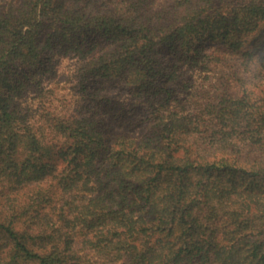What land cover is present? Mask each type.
Instances as JSON below:
<instances>
[{
  "label": "trees",
  "instance_id": "16d2710c",
  "mask_svg": "<svg viewBox=\"0 0 264 264\" xmlns=\"http://www.w3.org/2000/svg\"><path fill=\"white\" fill-rule=\"evenodd\" d=\"M0 264H264V0H0Z\"/></svg>",
  "mask_w": 264,
  "mask_h": 264
},
{
  "label": "rangeland",
  "instance_id": "374dc122",
  "mask_svg": "<svg viewBox=\"0 0 264 264\" xmlns=\"http://www.w3.org/2000/svg\"><path fill=\"white\" fill-rule=\"evenodd\" d=\"M162 1V0H157ZM241 1V0H234ZM81 61L77 57H62L56 64L55 74H46L40 77L41 87L37 90L29 89L21 96L15 97L19 110L26 115L28 121L38 127L46 128L45 114L51 110L62 116L71 115L81 109L84 94L78 75ZM194 80L201 82L204 75L196 72ZM104 91L118 92V88L106 84ZM126 97V95H123ZM127 99V97H126Z\"/></svg>",
  "mask_w": 264,
  "mask_h": 264
}]
</instances>
